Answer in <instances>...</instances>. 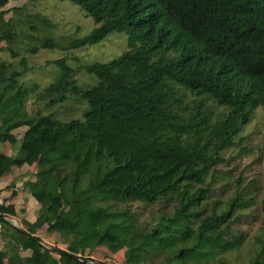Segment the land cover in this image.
I'll list each match as a JSON object with an SVG mask.
<instances>
[{"label": "trees", "instance_id": "1", "mask_svg": "<svg viewBox=\"0 0 264 264\" xmlns=\"http://www.w3.org/2000/svg\"><path fill=\"white\" fill-rule=\"evenodd\" d=\"M67 1L94 27L66 49L114 32L126 48L77 67L50 60L59 70L41 89L24 85V57H0V143L12 151H0V178L32 166L24 186L40 205L30 238L9 220L14 205L0 203V264H97L81 246L125 248L123 264H264V182L251 237L236 224L253 199L233 196L217 211L213 184L224 149L264 106V0ZM6 3L0 43L12 47L0 51L18 55L23 39L31 53L58 46L32 34L33 19L47 20L23 7L6 17ZM79 72L91 82L80 85ZM69 95L85 104L79 118L38 106ZM42 226L68 253L35 235Z\"/></svg>", "mask_w": 264, "mask_h": 264}, {"label": "rangeland", "instance_id": "2", "mask_svg": "<svg viewBox=\"0 0 264 264\" xmlns=\"http://www.w3.org/2000/svg\"><path fill=\"white\" fill-rule=\"evenodd\" d=\"M23 7L25 15L39 14L47 20L50 26H42L33 19L41 30L35 36L43 37L50 35L58 44L54 48H41L36 53L29 52L26 48L32 44L31 41L23 39L20 43L18 55L12 56L8 51H0L1 59L12 63H19L21 57L26 59L28 66L22 80L25 86L33 83L38 88L53 82L59 68L48 61L65 57L67 63L77 67L94 61H107L119 55L126 48V35L114 32L101 41L91 46L80 48H65L73 39L87 35L94 27L93 20L87 17L77 5L67 0H7L1 8L6 10V17L11 16L13 9ZM5 49L12 47L6 40L0 43ZM78 83L86 85L91 79L83 73L77 74ZM34 94V92H33ZM38 106L44 112H52L61 120L79 118L85 104L80 98L68 96L61 103L52 107H46L38 100ZM21 131L17 130V135ZM224 161L221 162L214 175L215 197L219 203L216 210L221 211L227 206L228 198L236 196L237 199L246 201L252 198L251 205L243 210L244 215L236 226L248 237H251L258 224L259 202L263 194L264 182V106L254 109L249 122L243 129L232 138V144L223 151ZM14 224L15 218H9ZM26 226V224H25ZM46 229V227H45ZM40 232L50 248L63 249L65 245L59 241L57 234H48L44 229ZM125 248L116 253L110 252L106 247L84 246L79 255L89 257L96 262H108L109 264H123Z\"/></svg>", "mask_w": 264, "mask_h": 264}, {"label": "crops", "instance_id": "3", "mask_svg": "<svg viewBox=\"0 0 264 264\" xmlns=\"http://www.w3.org/2000/svg\"><path fill=\"white\" fill-rule=\"evenodd\" d=\"M24 129L25 126L20 127L18 130L22 133ZM0 151L7 155L12 153L10 145L7 142L0 143ZM32 171V166L24 164L13 168L11 172L0 178V203L14 205L15 215L9 218L14 217L15 223L23 229H27L29 224L35 220L36 212L40 206L24 186L26 180L33 178L31 174ZM42 229L45 231V226L38 228L35 235L39 236L44 243L48 244L40 235ZM83 247L84 246H81L80 250H82ZM21 254L26 256L29 255V252L26 250L22 251ZM4 261L6 262V260Z\"/></svg>", "mask_w": 264, "mask_h": 264}, {"label": "water", "instance_id": "4", "mask_svg": "<svg viewBox=\"0 0 264 264\" xmlns=\"http://www.w3.org/2000/svg\"><path fill=\"white\" fill-rule=\"evenodd\" d=\"M13 226L22 234H24L25 236L27 237H30V238H34V236L32 234H30L29 232H27L25 229L19 227L17 224H14L12 223ZM52 251L54 252H58V253H68L67 251H65L64 249H60L58 247H51L50 248ZM73 255V254H72ZM91 263V262H90ZM97 264H109L108 262H98Z\"/></svg>", "mask_w": 264, "mask_h": 264}]
</instances>
